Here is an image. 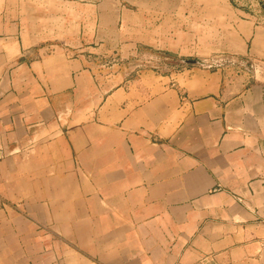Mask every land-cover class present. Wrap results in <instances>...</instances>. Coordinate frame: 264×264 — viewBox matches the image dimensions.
Listing matches in <instances>:
<instances>
[{"label": "crops", "instance_id": "crops-1", "mask_svg": "<svg viewBox=\"0 0 264 264\" xmlns=\"http://www.w3.org/2000/svg\"><path fill=\"white\" fill-rule=\"evenodd\" d=\"M221 14L174 50L264 63V25ZM94 20L0 3V264H264V75L191 63L102 90L87 48L115 33Z\"/></svg>", "mask_w": 264, "mask_h": 264}, {"label": "rangeland", "instance_id": "rangeland-1", "mask_svg": "<svg viewBox=\"0 0 264 264\" xmlns=\"http://www.w3.org/2000/svg\"><path fill=\"white\" fill-rule=\"evenodd\" d=\"M5 0H0L4 3ZM85 3L88 22H100L103 35L115 33L112 42H103L96 50L87 48L91 71L102 90L145 77H170L188 64L203 70H225L233 74L264 75V63L228 51L183 55L174 50L175 31L188 30L190 19L198 23L204 36L209 22L219 21L221 12L241 11V16L264 25V0H75ZM99 17H101L99 19ZM161 28V44H148L143 27ZM89 30V28H87ZM210 41L202 38L199 45ZM89 46V45H87Z\"/></svg>", "mask_w": 264, "mask_h": 264}, {"label": "trees", "instance_id": "trees-1", "mask_svg": "<svg viewBox=\"0 0 264 264\" xmlns=\"http://www.w3.org/2000/svg\"><path fill=\"white\" fill-rule=\"evenodd\" d=\"M230 1H231L232 4H234V5L236 4L234 0H230Z\"/></svg>", "mask_w": 264, "mask_h": 264}]
</instances>
